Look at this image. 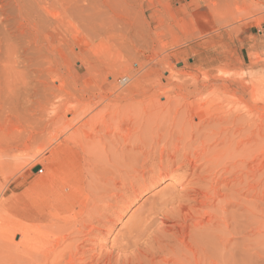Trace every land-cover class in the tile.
I'll list each match as a JSON object with an SVG mask.
<instances>
[{
	"label": "rangeland",
	"instance_id": "rangeland-1",
	"mask_svg": "<svg viewBox=\"0 0 264 264\" xmlns=\"http://www.w3.org/2000/svg\"><path fill=\"white\" fill-rule=\"evenodd\" d=\"M228 21L231 36L208 30ZM198 95L241 101L252 110L249 129L241 116L238 126H221L224 139L209 144L216 149L206 158L221 159L204 185L211 200L202 199L206 206L190 213V223L168 200L183 189L182 180L153 173L140 183L143 190L119 198L100 223L87 226L75 243L76 253L88 249L84 264H264V0H0V264H33L32 258L39 264L44 232L65 225L59 212L65 184L89 191L86 163L101 153L113 163L121 154L113 155L107 141L108 152L101 149L104 129L127 116L133 122L126 129L139 121L167 127L169 115L182 113L187 98ZM134 99L183 106L128 104ZM204 160L195 165L200 172L207 169ZM153 204V213L175 211L173 221L152 214ZM144 224L152 229L143 239L136 234Z\"/></svg>",
	"mask_w": 264,
	"mask_h": 264
},
{
	"label": "bare ground",
	"instance_id": "bare-ground-1",
	"mask_svg": "<svg viewBox=\"0 0 264 264\" xmlns=\"http://www.w3.org/2000/svg\"><path fill=\"white\" fill-rule=\"evenodd\" d=\"M230 23H232V22L228 21L226 23H219L218 26H213L212 29H208V30L216 31L217 35H219V36H229L230 32L232 31V28H233V27L231 28ZM221 29H223L222 32L219 31ZM134 100L135 101H131V103H128L126 101H124V102L128 103V104H131V105H134L136 103H138L140 105H143V104H146L148 102H151L152 104L160 103V104H168V105H170L172 103H176V104H178L179 107L183 106V105H181V102H182L181 100L180 101H176V100L172 101V100H167V99H162L161 101H157V100H153V99H147V100H141L140 99V100H137V101H136V99H134ZM184 104L185 105L183 106V112L182 113H181L182 108H181L180 112L174 111L175 113H173V112L167 111L168 113H173V114L169 115V116L172 117V119H170L171 121H169L170 125H168V126L166 125L167 127H165L163 125L162 127H164V128H160V127L155 128L153 126V125H155L154 122H153L154 124L151 125V123H150L149 125L144 127L142 125V123L139 121L138 122L139 124H137L138 126H134L133 125L131 128L126 129V126L130 127L132 122H133L132 118L127 116L126 118H123L122 120H118L119 124L115 128L104 129L103 132H101V135H100L101 137H100V140H99V142H101V143H99L101 149L105 150L103 148V146H105V143L103 141H107L108 143L113 144L112 152L115 153L113 155L117 156L119 152H121V154L119 153L120 154L119 158L117 157L118 160L115 159L114 160L115 162L112 161L113 163L107 162L108 160L104 161V159H102V158L109 159L108 158L109 157L108 153H105V152H104L105 155H103L102 153L99 154L100 158H96L95 160H89V162L86 161V162H88V164L86 163V166L83 167V172H84L83 174H85V175L87 173H88L87 175L90 174L87 177L88 179L86 178L87 181H90V183H88L86 181L87 183H85V184L89 185V187H91L90 185L93 186L89 190L91 192H89L87 188H86L87 189V191H86L84 184H81L78 187L71 186L70 184L69 185L65 184L66 185V186H64L65 190L68 189L69 191L67 190L68 192L65 194V196L63 198L64 202L61 205V211H59L60 215H61V220L63 221V223H65V225L63 227L48 228L46 230V232H44L45 233L44 234V238L45 239H43V241L45 240V242H44L45 244H44L43 248L39 249V252H38L39 253L38 254V256H39V264H80L81 260H83V262L81 264H84L85 261H86L85 257L88 256L89 253L87 255L86 251H84L83 249H87V247L85 248L84 245L87 244L88 241L86 242V240L84 239L86 243L85 244L82 243V244H84L83 245L84 248L82 249L81 253L80 252L76 253V251H80L81 250L78 247L79 245H77V247H76V244H77L78 241H80L79 238L81 236H84V234H85L84 232H86L85 229L88 228L87 226L88 225L91 226V224L94 223V222L95 223L99 222L100 218H103L102 214L104 213V211L106 212V210L109 209V207H113L114 205H119L121 202H119V203L116 202L117 200H119V198L120 199L129 198V196H130L129 194H134L137 191L143 190L144 187H142L143 189H139L140 183H144L147 180L150 181V178H151L150 175H152L153 173H155V175H156V174H158L156 172H160V174H158L159 176H161L162 174H171V173H173V175L178 177V181L182 180V182L181 181L180 182L182 183L183 189L181 191L176 190L175 191L176 193H173L174 191L172 189L173 192H171V191L170 192L173 193V194H171L172 196L169 195L170 198H168V200L170 199L169 203L173 204V206L177 205L178 209H176L177 208L176 207L175 208L176 211L179 210V212H181V213L182 212L188 213L187 216L184 215V217H187L186 218L187 220H189V218L191 217L190 213L195 211L194 209H196L198 206L201 207L202 205H204V202L206 200H208L207 199V197H208L207 195L208 194L204 193V191H205L204 185L206 183L207 184L210 183L211 180H209L210 179L209 174L212 175V173L214 171L213 168L215 169L218 165H220V164H218L219 163L218 160L220 158H217V160H210L211 159L210 158L208 160L209 156L213 155V153L209 154L211 152V151L209 152V150L214 146V145L209 146V144L211 142L213 143L214 140H216L215 142H218L220 140V139H217L216 137L219 136V135L222 136L223 135L222 133L226 132L225 130H224L225 132L222 131L223 127L224 128H225V126L229 127V125L230 126L231 125L235 126V124L238 121V119H240L242 117H243L242 119L244 120V123H245V124L243 123V125H245L246 129H249V127L251 126L252 110H251V107L249 105H246V104H244L241 101L231 100V99H221V98L203 99L202 95H198V96H195V97L187 98V100L184 102ZM241 105H244V106H241ZM178 109H180V108H178ZM167 112H164V114H167ZM179 113H180V115L183 116L182 117L183 120H181L179 118V122L180 123H179V125H176L177 124L176 120H177L178 116H180ZM240 113L242 115H240ZM161 114H162V112H161ZM160 117H161V115H160ZM161 119L164 122L163 118H161ZM167 120H169V119H167ZM171 122H172V124H171ZM238 122H240V121H238ZM144 124H146V123H144ZM241 125L242 124H240V126L238 128L242 127ZM160 126H161V124H160ZM221 126H223V127H221ZM141 127H143V128H141ZM145 128H146L147 131L145 130ZM187 128H189V131H187ZM243 128L244 127H242V129ZM142 129H144V130H142ZM233 129H231V127H230V129H228V132H229V130H232L230 132L231 135H235L236 132H237L236 131L234 133ZM242 129L240 130V132L242 131ZM221 131H222V133H221ZM239 133H238V135L241 134V133L240 134ZM231 135L230 136L228 135V137L231 138ZM228 137H226V138H228ZM219 138H220V136H219ZM224 138L225 137H223V139ZM214 148H215V146H214ZM214 148H213V150L216 149V148L215 149ZM220 148L221 147H219V149ZM105 151L108 152L107 150H105ZM220 151H222V150H220ZM206 155H209V156L206 158ZM221 156H223V155H221ZM217 157H218V155H217ZM223 157L226 158V156H223ZM223 157H221V158H223ZM204 158L207 159V162H204L207 165H205V166L203 165V168L207 166V169L204 170L205 169L204 168V169H202L203 171L200 172V168L197 167L200 164V162H199V164L197 162L201 161V163H202ZM212 158H213V156H212ZM214 158L216 159V157H214ZM222 161L220 163H222ZM224 161H225V159H224ZM102 162H104V163H102ZM84 163H85V161H84ZM195 165H197V166H195ZM83 166H84V164H83ZM220 167H222V166H220ZM158 168H160V169L158 170ZM122 169H124V173H123ZM213 175H214V173H213ZM218 175H219V173H218ZM108 176H110L111 178H109ZM112 176H114V177L112 178ZM229 176H230V174H229ZM106 177H108V179ZM104 178H106V181L104 180ZM218 179H219V176H218ZM103 180L105 182H103ZM208 180H209V182H208ZM212 182H213V180H212ZM86 187H88V186H86ZM214 191H215V189H214ZM92 192L95 193V194H93ZM208 192H210V191L209 190L206 191V193H208ZM169 193L167 192L166 194L168 195ZM216 193H217V191H216ZM209 194H211V196H212L213 192L212 193L210 192ZM127 195H129V196H127ZM214 195H216V194H214ZM93 196H94V198H93ZM169 196H167V197H169ZM205 197H206V200L204 201ZM208 198L210 199V197H208ZM202 199H203L204 202L202 201ZM213 199H215V198H213ZM216 200H218V199H216ZM126 201H127V199L125 200V202ZM70 203H72V204H70ZM167 203H168V201H167ZM225 203H226V201H225ZM112 204H114V205H112ZM154 204L151 206L150 211H151L152 207L155 206ZM161 204L163 205V203H161ZM207 204H208V202H207ZM228 205H230V204H228ZM204 206H206V204ZM117 207H119V206H117ZM161 208H163V207H161ZM227 208L228 207H226V209ZM160 209L158 208V210H157V209L154 208V213L152 211L151 212H152V214H159L160 216H162L164 218H167V219L169 218V220H170V215L169 214L173 215V213L175 212L174 209H173L174 212H172V213L168 212V214H164V213H161L162 210L160 211ZM198 209H199V207H198ZM148 211H149V208H148ZM225 211H227V210H225ZM149 212L146 211V213H149ZM196 212L198 213V211H196ZM146 213L145 214L144 213H140V214L141 215L144 214L146 216ZM197 213H196V215H193V216H197L198 217L199 214L197 215ZM199 213H200V211H199ZM192 214H195V213L193 212ZM51 216H52V212L45 214V217H47V220H49V221H51ZM204 217H205V215H204ZM138 218H140V217H138ZM141 219H143V218H141ZM141 219L138 220V224L139 225H142V223L140 222ZM172 219H174V218H172ZM181 220L183 222H185V223L187 222L185 219H181ZM191 220H192V217L190 218V223H191ZM214 220H212V221L209 220V221L210 222H214ZM144 221H146L145 217H144ZM147 221L149 222V220H147ZM221 221H223V220H221ZM206 222H208V221H206ZM99 223H97V224H99ZM198 223H197V225H198ZM201 223H202V221H201ZM153 224H155V223H153ZM146 225L147 224H144V226H141V227L137 226L139 229L141 228V230L144 227L145 228H144L143 232H140V233H139V229H138L137 230L138 232H137L136 235L140 234V237H141V233L142 234L143 233L147 234L150 231V229H152L151 228L152 225L148 224L149 225L148 227H146ZM177 226L178 225L175 226L173 224V226H171V227H177ZM207 226H206V228H207ZM181 227H182V225H181ZM202 228H203V226H202ZM135 229H136V227H135ZM157 230H159V229H157ZM195 231H196V229H195ZM67 232H68V234H66ZM158 232H159L158 234L160 235V238H161L160 230ZM196 232H198V231H196ZM155 233H157V232H155ZM130 234H131V232H130ZM151 234L153 236V233H151ZM159 235H158V238H159ZM145 236H147V235H145ZM185 236H186V233H185ZM154 237H155V235H154ZM83 238L87 239V237H83ZM88 238H89V241L93 242L94 237H93V240L92 239L90 240L89 236H88ZM141 238H143V237H141ZM141 238H139V239H141ZM158 238H157V240H158ZM215 238L218 239L217 237H215ZM137 239H138V237H137ZM163 239H165V237H163ZM75 240H77V241L75 242ZM81 241H83V240H81ZM135 241H136V239H135ZM140 241H142V240H140ZM193 242H194V240H193ZM198 242H199V240H198ZM211 242H213V241H211ZM158 243H160V242H158ZM206 243H207V241H206ZM129 245H131V243L128 244L127 246H129ZM183 245H185V244H183ZM41 247H42V244H41ZM120 248H122V247H120ZM124 248H126V247H124ZM124 248H122V249H124ZM46 249H48L49 251L46 250ZM93 250H95V249H93ZM182 250H183V248H182ZM46 251H47V253H46V256L44 258V256H43L44 254L42 255V253H45ZM184 251H185V249H184ZM91 252H93V251H91ZM147 253H149V255L151 254L150 256H152L153 258L156 257V255H154L156 252L155 253L153 252V254H152V252L149 251ZM147 253H145V254L147 255ZM191 253H190V255H191ZM194 253H195V251H194ZM123 254H122V256H123ZM156 254H158V253H156ZM78 256H81V257H78ZM103 256H104V259H106V257L108 258V256L110 257V255H108V256L107 255L106 256L103 255ZM198 256H199V254H198ZM92 257H90V258H92ZM99 257L97 256V258H99ZM78 258H81V259H78ZM95 258L93 257L92 259H95ZM101 258L103 259V257H101ZM142 258H143V256H142ZM145 258H146V256H145ZM33 259L35 260V258H32L31 262L34 264ZM86 259H87V257H86ZM102 259H99L98 262L100 263V260L102 261ZM131 259H133V258L131 257ZM125 260H127V259H125ZM94 262H96V260H94ZM94 262H92V263H94ZM98 262H96V263H98ZM127 262H128V260H127ZM199 262L202 263L201 261H199Z\"/></svg>",
	"mask_w": 264,
	"mask_h": 264
}]
</instances>
